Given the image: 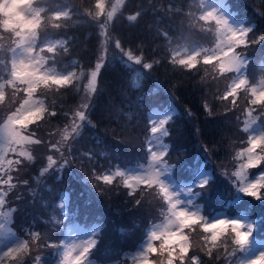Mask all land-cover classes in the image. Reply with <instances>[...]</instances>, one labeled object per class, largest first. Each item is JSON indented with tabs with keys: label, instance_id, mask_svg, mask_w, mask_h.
<instances>
[{
	"label": "trees",
	"instance_id": "16d2710c",
	"mask_svg": "<svg viewBox=\"0 0 264 264\" xmlns=\"http://www.w3.org/2000/svg\"><path fill=\"white\" fill-rule=\"evenodd\" d=\"M190 1L124 0L106 23L109 55L102 44V25L106 20L96 18V0H70L74 11L60 21L48 20L44 14L46 27L39 37L56 42L54 54L42 53L46 60L44 66L52 70L75 69L76 77L64 86L37 88L36 95L46 112L25 132L34 141H41L34 143L35 159L29 163L20 160V164L15 162L9 166L6 162L0 166V188L6 193L2 212L10 215L9 227L29 245L28 251L21 254L20 264H40L42 259L37 260V256L44 254L50 264L52 252L59 246L57 240L61 238L62 228L68 223L79 227L100 225L97 244L89 253L91 261L126 264L122 261L141 226L159 210L158 190H148L141 184L134 197L126 192L123 196L127 188L114 181L116 196H112L97 190L95 184L101 185L103 181L95 179L91 183L93 186L89 182L91 177L95 178L94 173L102 175L101 171L110 170L113 164L126 163L139 156L138 135L144 132L145 126L147 128L143 118L146 105L172 113L166 125L168 150L162 157L165 165L171 168V176L183 182L190 179V173L198 165L203 164L211 170L212 180L208 186L193 191L198 196L196 204L202 206V216L213 217L222 210L232 214L238 211L254 222L253 229L260 223L262 227L258 233L264 232V199L241 194L238 201L230 202L234 195L233 184L227 186L223 179V171L234 164L232 158L237 147L235 142L241 140L242 118L251 111L264 134V107L251 104V97L244 89L238 92L235 104L232 97L221 99L227 90L224 81L229 78L228 73H219L212 63L205 65L199 60L192 69L173 63L174 59H179L169 51V35L186 29V42L204 41L184 24L186 19L192 24L199 20L189 16ZM60 2L43 0L39 7L51 10L62 7ZM228 3L230 12L236 13L246 29H250V40L264 36V0ZM122 18L123 23H120ZM53 23L61 27L54 28ZM117 41L121 44L118 48L121 55L112 56L110 48L116 47ZM236 51L247 59L251 76L256 72L257 61L264 56V39ZM125 52H131L133 59L138 57L141 63L130 64ZM144 63L152 64V68L145 69ZM97 64L101 67L92 90L89 79ZM7 95L8 90L5 98ZM84 104H88V108H84ZM79 111L85 113L83 121L76 116ZM51 112L56 115H49ZM257 153L264 157V151L257 149ZM50 155L56 161L51 167ZM257 167L264 171V160ZM9 177V183H2ZM54 185L59 189H54ZM46 188H51L52 201L48 207L42 206L39 198L41 190ZM64 191L68 195L65 216L59 204ZM261 195L264 196V189ZM137 199L141 200L140 204L135 203ZM48 228L52 232V242H47L52 244L51 248L40 251L46 243ZM184 231L188 237L185 264H191L194 255L200 264L233 263L236 255L229 253L230 249L236 253V245L232 244L230 230L218 239V246L214 248L205 241L201 228ZM104 235L109 237L111 244L108 256L101 241ZM53 239H56L55 244ZM208 248H212L211 256ZM1 264L14 262L9 257Z\"/></svg>",
	"mask_w": 264,
	"mask_h": 264
},
{
	"label": "snow or ice",
	"instance_id": "6c2138e0",
	"mask_svg": "<svg viewBox=\"0 0 264 264\" xmlns=\"http://www.w3.org/2000/svg\"><path fill=\"white\" fill-rule=\"evenodd\" d=\"M96 18L103 15L105 10L104 0H96ZM115 9L107 13L108 20L112 19ZM45 10L39 6L33 5V0H0V29L4 33L11 34V44L5 49V52L10 53V78L5 84H0V102L5 99V87L11 85L15 87L17 83L25 85L24 92L27 99L23 101L19 108L16 109L5 120L0 132L3 133L4 140L8 147L15 151L14 145H27L31 143H40L41 141H33L30 135H26L25 132L28 129L29 124L38 120L45 112L42 102L33 99V96L38 87L43 85L44 87H50L52 85L64 86L71 83V77L73 73L67 75H58L47 71L44 67L46 62L45 56L41 53L47 52L54 54L56 51L55 44L48 43L41 46L38 43V37L40 32L46 27ZM67 12L53 11L50 19L52 21H60L61 18L66 17ZM130 20H134L135 17H129ZM199 20L209 22L214 21L216 25V31L218 35V43L216 48L211 50L193 51L187 55L184 59L173 60L174 64H178L188 69L195 67L198 63V57L203 52V63L205 65L210 64L213 60L216 61L219 73H237L236 78L228 86L227 90L221 97L223 100H227L232 97L233 104L236 103L235 97L238 92L244 88L248 91L247 80L244 78L242 69L247 62L242 54L236 51L237 48L249 44L257 43L259 40L264 39V36H260L255 40L248 38L250 29L246 28H233L229 25L228 21L217 12L213 10L204 11L200 15ZM103 26V25H102ZM52 27L60 28L59 23H53ZM223 33L222 38L220 34ZM3 37H0L2 39ZM116 47L120 48L119 41L116 42ZM39 48V51L37 49ZM67 49H65L66 51ZM129 60L133 59L131 52L124 53ZM136 63H141V60L135 58ZM145 69H151L152 64L144 63ZM5 68H8V63H5ZM100 68V64H97V71ZM97 72L91 73L89 83L95 87V78ZM251 101L253 105H261L264 107V89L258 90L255 87L251 88ZM88 104H84V108H88ZM251 115V111L249 112ZM49 115L55 116V112L49 113ZM81 121L85 119V113L79 111L76 113ZM164 120H160L158 124H154L151 127V133L153 135L158 132L164 131ZM75 131V129H73ZM245 132L248 131L246 125ZM164 135L167 132L164 131ZM66 139V138H65ZM248 146L241 150L239 155L245 156L246 160L241 164V169H249L264 160V157L257 155V149L264 151V134H252L249 135ZM55 148V145L52 146ZM151 150V149H149ZM25 155V153H20ZM151 165L152 171L144 175L140 174H125L117 171L114 175L103 174L95 175L97 181H103L107 185H112L116 177H124L123 185L129 191L128 196L134 197L136 195L135 189L139 185H145L148 190H155L158 188V193L163 201L168 205L169 215L166 218L167 223L162 231H151L148 235L147 242L143 250L139 253L140 264H153L149 261V254L159 252L164 256V260L161 264H174V261H179V264H185V254L188 252V237L185 234V229L194 230L199 227L204 233L208 235L204 237L205 241L210 243L212 247H217V241L221 236H224L230 230L232 236V244L237 246V250L243 252L249 245L252 237L253 225L245 224L238 219L220 218L209 220L206 217L200 215L198 211L189 210L188 208L180 207L181 201L174 199L175 194L169 191L168 186L160 179V169L164 167L165 162L162 160L164 152L159 154L155 151L151 153ZM30 158V157H29ZM49 167L56 163L53 157L48 156ZM20 164L21 161H16ZM69 162L66 160L65 164ZM12 162L9 161V166ZM63 167V165H62ZM11 177L7 181L2 183H9ZM207 185V180L202 181L198 187L204 188ZM264 189V179L252 180L250 182H242L238 187V191L242 192L246 196L255 198L256 200L264 199L261 195V190ZM144 191V189H141ZM6 193H0V203H3V196ZM136 204H140L141 200H135ZM0 227H3L0 225ZM154 241H161L159 248L154 245ZM96 241L89 239L82 242L79 246H66L63 254V264H87V258L92 248L95 247ZM28 242L19 241L7 248L0 257V262L4 258H12L14 264H20V254L28 251ZM208 255H212V248H208ZM218 258V257H217ZM39 259V258H38ZM192 264H200L198 258L192 256ZM258 261H264V251L259 252V255L253 256L251 259L240 260L239 264H258Z\"/></svg>",
	"mask_w": 264,
	"mask_h": 264
},
{
	"label": "rangeland",
	"instance_id": "374dc122",
	"mask_svg": "<svg viewBox=\"0 0 264 264\" xmlns=\"http://www.w3.org/2000/svg\"><path fill=\"white\" fill-rule=\"evenodd\" d=\"M123 1L124 0H104L105 10H104L103 15L100 16V17H104L106 19L105 23L103 24L105 26V29L102 30V44H103L104 49L106 48L107 43L109 41L107 34H106V22L109 21L107 18V13L109 11H113V8L115 9V11H117L119 9V7L122 5ZM225 2H226V4H225ZM33 5L35 6L34 2H33ZM200 5H201V2L199 0H191L190 1L189 9L186 8L189 11L190 18L197 19L194 16L195 15L194 13H196V11L200 7ZM230 7H231L230 4L226 0L212 1L211 3L208 4L206 11L214 9L217 12V14L223 16L228 21L229 25L232 26L233 28H237V29L245 28V24H243V20H241V18L238 17L237 14H236V16H234L230 13V11H229ZM57 11L67 12V10H63V9L61 10V8H59ZM50 16H51V11H47L46 18L48 20H51ZM196 22L192 24L188 19H186L184 24L187 27V29L189 27L190 30H193L201 38H204L205 33H208V29L210 28L209 22L199 21L198 19L196 20ZM203 22H205V23H203ZM213 23H214V21H213ZM212 30L214 33V38L212 40L213 44L210 46L209 49H205V50H211V49L216 48V46H217L218 39H219L218 35H217V31H214V29H212ZM186 31H187L186 29H181L180 31L176 32L175 34L169 35V37L167 38L169 41V44L171 45L172 43H176V42H180V45H182V46L184 43L187 44L188 42H186V37H185ZM222 36H223V33L220 34L221 38H222ZM107 50H109V49H107ZM189 51H190V49L188 50L185 48H181V50H178L176 52V55H178L179 59H184V58H186L187 55L191 54L193 51H201V50H199L198 48H193L190 52ZM110 52H111L112 56H118L119 49L111 46ZM201 55L203 56V52ZM213 61H215V60H213ZM245 65H246V63L243 66L242 73H243L244 78L246 79ZM46 70L50 71L52 73L58 74V75H67L68 73H73L71 80L73 79V77L75 75L74 72L61 73V72H57V71L51 70V69H46ZM0 84H5V82H0ZM6 87H7V85H6ZM25 87L26 86L23 85V88H25ZM256 88L258 90L264 89V79H260L258 81ZM9 93H10V96L8 98H6V103L15 99L16 96L18 95V91H16L15 87H13L9 91ZM24 95H25L24 98L21 99V104L23 103V101L25 99H27L25 92H24ZM33 99L40 101V99L36 98L35 96H33ZM4 104H5V99L3 102H0V108L3 107ZM12 113H10L8 115L6 113L5 116H2V118L0 120V129H2L5 120ZM170 115H171V113H169L167 115V114L155 112L154 116H153V122H154V124H158L160 120H164L166 123L167 120L170 118ZM31 124H29V126H31ZM245 124L248 126L249 129H252V133L250 135H252V134L259 135L260 134V131H259L258 127H256V124H255V121H254L252 115L249 114L246 116ZM246 125H245V127H246ZM244 129L245 128H243V130ZM163 130L166 131L165 124L163 125ZM164 131L158 132L157 134L153 135L150 146L147 148V150L150 153H152V151H155L158 154L161 151H163L164 153L166 152L167 146L163 142V138L165 136ZM241 142L242 143L244 142L243 138H242ZM247 146H248V144H247ZM13 147L15 148V151H13L12 149H10L8 147V145L6 144V142L4 140L3 133L0 132V165L5 163L8 159H10V156L12 154H14L12 156L13 158L15 157V154L18 157V159L14 160V161L22 160V161H24L23 163H29L30 161H33L35 159L36 150H35L34 143L23 145V146L14 145ZM246 147H244V148H246ZM149 149H151V150H149ZM22 152L25 153V155H21L20 153H22ZM151 159H152V156L150 155L149 161L146 164V166L131 169L130 174L144 175L146 173L151 172L152 171ZM240 159L242 162L237 163V165L239 166L237 173L239 175L241 183L242 182H245V183L250 182L252 180L264 179V175L262 173H259V174L255 175L254 177H248L245 174V172H248V169H241V164H243L245 162L246 157L239 155V160ZM117 171L121 172L120 167L116 168V170L114 171V174ZM160 171H161L160 179L168 186L169 191H171L172 193L175 194L174 199H178L181 201V204L178 205V208L184 207V208H188L189 210L198 211L200 213L201 207L196 204V200H198V196H196L192 190H195L196 188L194 189V187H197L202 181H204V180H207V182L209 181L210 178H209L208 172L206 170H201L200 172H198L195 175L194 180L191 183H187V184L182 185V184H178L176 182V180L172 179V177L170 176V173H171L170 167H166L164 165V167H162L160 169ZM90 179L92 181H90L89 183L91 186H93L91 183H93L95 181L92 178H90ZM223 179L225 180L227 186H231V182H232L231 178L226 177L224 175ZM102 184H103V186H101ZM102 184L101 185L95 184L97 190H99L103 194L109 193L112 196H116V190H115L116 186L114 184L107 185L104 182ZM53 188L59 189L57 185H54ZM50 190H51V188H46V189L41 190L39 198H40V204L42 206L44 205V206L48 207L50 205V203L52 201L51 193H49ZM128 191H129L128 189H124L123 196H124L125 192L127 195ZM237 191H238V189H237ZM0 193H3V191L1 189H0ZM238 193L241 194L242 192L238 191ZM3 200H4V196H3ZM67 201H68V195H67V192L64 191V192H62V199L60 201V205H62V207H64L65 210L67 207ZM1 205H2V203H0V225H2L3 227H0V257L3 256V253L7 250L8 247L13 246L14 244L18 243L19 241H26L25 239L21 238L20 236H16L17 235L16 232L8 226L9 220H8V217L6 215H3L1 213ZM168 215H169V212H168ZM168 215H167V217H168ZM9 217H10V215H9ZM220 218H226V217L218 216L216 218H213L212 220L220 219ZM236 219L241 220L245 224H248L247 220L244 219L243 217H237ZM166 223H164L162 225L156 224L152 228V230H150V232L153 230L158 231V232L162 231L164 229V226L166 225ZM111 230H112V227H110L109 232H111ZM100 233H101V227L98 224H94L91 227H87L84 229L83 228H77V226L74 225L71 228L70 236L66 240V244H67V246H73V245L79 246L82 242L89 240V239H94L96 241V244H97V238L100 235ZM45 234H46V243H45V245H43L41 247L40 251H43L45 249L48 250L49 247L51 248V245H52V244L49 245L47 243V242H52V232H50L49 228ZM148 235L144 238L143 242L141 243V245L138 246V248L135 252H132L131 249L128 250V252H130V253L129 254L126 253L127 257H125L122 262H125L126 264H140L139 253L143 250V248L147 242ZM55 241H56V239H53L54 244H55ZM101 241L103 243V246L105 247V251H106L107 256H108L110 253V247H111L110 239L107 235H104L101 237ZM96 244H95V246H96ZM155 246L157 248H159L158 245H155ZM234 250H235V248H234ZM261 251H264V243L262 241L254 240L251 238L248 247L244 251L245 252L244 258H245V260L251 259L253 256L259 255V252H261ZM229 254L231 256H233L234 251L232 249H230ZM21 256L22 255L20 254V258H21ZM42 256H37V260L42 259V263H40V264H47L46 259L48 256L45 254H44L43 258H42ZM4 260H6V258H4L3 261ZM162 260H164V256L160 255L159 252L149 254V261L153 262V264H161ZM260 262L261 261H258V264ZM0 264H1V262H0ZM59 264H63V262L59 261ZM87 264H96L94 261H91L89 259V255H88ZM110 264H112V263L110 262ZM174 264H177V261H174ZM228 264H233V263L231 261H229Z\"/></svg>",
	"mask_w": 264,
	"mask_h": 264
},
{
	"label": "bare ground",
	"instance_id": "6f19581e",
	"mask_svg": "<svg viewBox=\"0 0 264 264\" xmlns=\"http://www.w3.org/2000/svg\"><path fill=\"white\" fill-rule=\"evenodd\" d=\"M60 1L62 2L61 10L62 9L63 10H67L68 15H69L70 12L74 11V8L71 5L72 3H70V0H60ZM226 1L233 2L235 4H238V3H240L243 0H226ZM120 20H121L120 23H123V18L120 19ZM3 34H4L3 38L0 39V47L3 50H5V49H7V47L9 46V44H11V39L12 38H11V34L10 33H3ZM38 43L39 44L42 43L40 37H38ZM119 55H121V54L119 53Z\"/></svg>",
	"mask_w": 264,
	"mask_h": 264
}]
</instances>
